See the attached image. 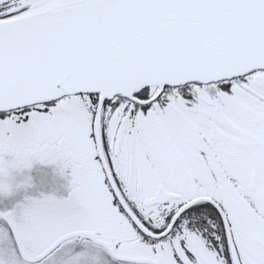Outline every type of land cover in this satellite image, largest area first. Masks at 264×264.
<instances>
[{
	"label": "snow or ice",
	"instance_id": "snow-or-ice-1",
	"mask_svg": "<svg viewBox=\"0 0 264 264\" xmlns=\"http://www.w3.org/2000/svg\"><path fill=\"white\" fill-rule=\"evenodd\" d=\"M6 155L103 264H264V0H0Z\"/></svg>",
	"mask_w": 264,
	"mask_h": 264
},
{
	"label": "rangeland",
	"instance_id": "rangeland-1",
	"mask_svg": "<svg viewBox=\"0 0 264 264\" xmlns=\"http://www.w3.org/2000/svg\"><path fill=\"white\" fill-rule=\"evenodd\" d=\"M54 165H45L44 172L35 164L30 170L17 162L14 155H6L0 165V229L8 235V230L14 234L19 245L21 256L35 260L48 256L58 264H103L97 260L102 256V250L92 241L83 238L63 239V234L56 236L48 232L37 222V214L33 206L43 202L49 195L61 196L67 193L68 180L59 181L51 177ZM61 172L60 168H57ZM56 169V172L58 173ZM60 241L56 243V241ZM18 247V246H17ZM68 256H71L68 258ZM6 258H0V264Z\"/></svg>",
	"mask_w": 264,
	"mask_h": 264
},
{
	"label": "trees",
	"instance_id": "trees-1",
	"mask_svg": "<svg viewBox=\"0 0 264 264\" xmlns=\"http://www.w3.org/2000/svg\"><path fill=\"white\" fill-rule=\"evenodd\" d=\"M0 233H3L1 229H0ZM8 234L9 236L7 235V237L10 243L0 245V258H6L4 259V262L8 264H58V262L56 263L55 261H53V257L55 256H45L37 261H29L26 258H24V256H20L13 235H11L9 232ZM70 257L71 256H68V258Z\"/></svg>",
	"mask_w": 264,
	"mask_h": 264
},
{
	"label": "flooded vegetation",
	"instance_id": "flooded-vegetation-1",
	"mask_svg": "<svg viewBox=\"0 0 264 264\" xmlns=\"http://www.w3.org/2000/svg\"><path fill=\"white\" fill-rule=\"evenodd\" d=\"M38 166L40 167V170H39L38 172H39V173L44 172V168H43V167H44L45 165L38 164ZM57 168H58V166H53V170H54V172L50 174L51 177H52L53 179H57V180H59V181L68 180V178H67L65 175H63L61 172H59ZM56 169H57L58 173L56 172Z\"/></svg>",
	"mask_w": 264,
	"mask_h": 264
}]
</instances>
